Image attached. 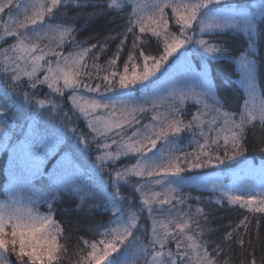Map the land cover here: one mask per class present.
Listing matches in <instances>:
<instances>
[{"label": "snow or ice", "instance_id": "6c2138e0", "mask_svg": "<svg viewBox=\"0 0 264 264\" xmlns=\"http://www.w3.org/2000/svg\"><path fill=\"white\" fill-rule=\"evenodd\" d=\"M220 2V0H199L198 3L185 4L183 7L188 10L189 14L185 15L179 12V7L174 5L172 0H159L154 7L153 16L145 18L141 14L142 5L137 0H110L107 5L110 11L124 12L127 7L133 10L128 13V23L125 32L120 34L123 39L118 45L116 53L108 61L109 70L116 65L119 59V53L128 39V34L131 33L132 49L128 54V59L124 63L123 74H118L115 71H110V75H105L101 79L105 82V91H113L114 85L112 80L119 75L118 84L121 89H128L137 83L149 81L151 77L156 76L163 66L164 62L168 61L174 53L184 48L186 43H190V38L187 35V30L192 29L193 23L197 20L199 14L203 13L207 16L212 13V9ZM72 3V0H39L38 3L24 7V20H12L14 15L13 8L19 10L20 5H14L13 0H3L0 2V13H4L8 9L9 22L11 26L5 25V35L16 38L17 43L10 45L4 49V63L0 65L6 74L10 73L9 80L14 82L8 91L5 92L6 98H11L18 102L16 112H11L10 106L5 104L0 99V133H3V140L7 143L9 139L10 129L17 125V121L21 119L22 114L27 110V115H23V122L30 129L29 137H40L47 139V129H41L37 125L36 109H45L48 116H55L62 118V122H70L67 113L60 109L56 100L48 98L50 95H58L60 98L70 100L74 109L78 110L80 116L86 120V125L91 127L93 133H98L107 136V133L112 132L113 129H119L112 137V144L118 145L116 152L108 151L111 147L108 143L96 142V151L103 150L102 155L95 156L94 165L100 168H105L109 163H114L120 160L121 156L129 154H138L140 159L132 167H123L114 171V183L111 191H105L102 186L97 185L94 189L85 190L74 181L61 182L56 178H50L51 182L46 188L37 189L35 187H22L13 184L9 189L8 195L0 200V264H10L9 252L14 253L19 264H54L57 259L56 252L58 251L57 237L62 231V227L54 218V206L60 202L61 193H71L79 197L84 202L87 200L96 199L99 196L104 201L105 208L110 205H117L123 202L117 200L120 194L121 182L127 183V177L130 175L143 176L145 173L148 176H159L160 178L155 181L156 184L165 185L167 191L164 198L161 199L160 193H152V195L145 194L143 199L144 210L151 216L153 213L152 205L159 203L161 206L171 204L173 199L177 200L178 204H183L184 199L179 195V186H183L187 182L185 173L196 169H205L213 163L223 164L226 159H235L237 156L247 151L245 147V129L248 125L258 122L264 126V97L261 98L259 105L255 103L257 99L256 92V78H255V62L247 56L241 58V66L244 69L245 80L247 83L249 99L244 101L243 110L239 112L224 111V103L219 99L211 89L207 82V75L201 77L200 92L196 95L200 97L201 101H206L209 97L212 103H204V110L215 113L213 119L209 121L210 125L218 127H210L209 133L215 132V137L211 138V143L217 145V148L211 151L205 149L209 146V134L203 130V122L201 116L204 114L200 110L192 115L191 120L185 123L179 119L180 112L176 110V119L169 121L165 126L160 127L158 130L153 125L145 126L146 129L151 131L150 135H143L141 140L128 141L119 139L123 133L124 124L131 126L132 121L135 120V114L145 111L142 104L136 101V98L127 95H121L117 100L109 99L106 102H101L96 99H91L84 103L83 96L79 95L80 89L83 88L88 92H101V85L97 83L94 87L88 83L92 79V73L88 70L87 63H84V58L92 49L98 46L93 44L90 48H80L75 54L70 52L64 56L60 52L40 50L39 54L33 55L37 52V46L27 47L24 42L27 40V32H21L20 29H27L30 24L33 31L40 28L45 22V16L49 19L53 18L54 9L64 10ZM211 6V7H210ZM172 7L177 12L175 17V24L179 25V35L169 33L168 21L164 13L165 8ZM31 10L32 15L29 16L28 12ZM264 15V11L261 13ZM155 17V18H154ZM147 19V24H146ZM255 17H244L240 22H237L230 16L223 13L213 14V23L204 24L201 19V24L198 25L199 30L203 32L205 27L209 29H227V28H240L245 31L250 38V49L255 47ZM156 25L157 27H152ZM139 28V33H145L150 30L152 35L160 38L163 37L162 54L157 56L145 55L143 49L139 50V55L143 57V70L137 72L133 70L129 75V64L131 63L135 69V59L138 49V41L140 36L134 31ZM49 32L56 31L59 33V43L62 45L65 42H70L75 45L74 38L66 41L65 37L72 33L74 30L70 27L60 28L59 26L47 25ZM203 50L208 53L212 59H228L230 53L221 46L214 45L209 41L200 39L196 41ZM159 47V45H158ZM23 50L25 55L8 56L9 51L17 52ZM105 48L101 46L99 52L94 54V59L98 58L100 52ZM52 55L59 57L53 66L52 62H48L46 67L47 74L41 79L37 72L44 68L40 61L44 60L45 55ZM254 54V53H253ZM24 66L22 67L21 62ZM30 61V63H29ZM30 69V70H29ZM92 69L98 71L99 66L96 63L92 64ZM26 76L28 81L23 83L28 84V90L21 86V77ZM86 77L87 79H80ZM157 79H159L157 77ZM37 85H46L50 93L45 94V98L36 99ZM69 90H71L69 92ZM68 92V96L65 93ZM47 105V107H45ZM117 105H120L122 112L126 113L124 119H119L116 116ZM153 107L155 103L153 102ZM98 108L108 109L111 108L112 112L109 113L107 121H101V118L95 115V110ZM131 117V119H129ZM43 116L40 117L43 120ZM158 119V117H153ZM103 124V127L98 125ZM135 123H139L135 120ZM66 126V125H65ZM200 127L199 135L204 138V144L197 142L198 151L195 153H181L177 156L175 153V145L179 134L188 129L196 133L194 129ZM70 131L77 140V150L82 153L95 142V137L92 141H88L78 128H71ZM54 135H66L60 130H55ZM140 135L139 131L133 132V136ZM173 138L170 139L169 136ZM221 139L223 145H220ZM163 140L164 143L157 149V141ZM83 145V147H80ZM153 157L146 158V152H152ZM223 150V156L220 151ZM189 156L191 159H189ZM166 161L167 163H165ZM162 173V175H161ZM34 175H40L37 168ZM112 175V173H109ZM191 179H199L201 181H208L211 187L217 192L221 193L220 198L215 202L221 204L224 199L229 203L242 204L244 207L249 208L250 211L264 213V198L258 202L255 195L250 194L248 199L244 195H235L232 190H226L224 185H218L215 180H212L206 175H199ZM83 193V195H81ZM174 195H169V194ZM264 197V194H262ZM44 204L47 206L48 211L41 213L39 206ZM175 207V205H173ZM110 210L116 212L118 215L114 217V221H119L120 216L126 215L121 207H112ZM198 215L204 214L203 209L196 210ZM206 218V214H205ZM174 225V232L168 231V225H162L163 231L158 229L153 224L151 229V239L146 245L140 238V235H133V230L137 229V216L132 213L127 220L120 224L119 228L110 229L103 233L105 237H113L107 240H100L98 243L103 245L102 249L98 248L97 242L89 244L91 251L84 257L83 264H102L103 261L108 264H129V257L131 249L139 248L147 256L151 257L150 264H230L227 260H220L217 257L209 254L208 242L199 240L198 237L188 235L186 229H189L190 223H195L197 228L200 226L198 219H193L187 213L183 218L179 216L171 221ZM132 239L129 240L128 238ZM228 239L232 238V234L228 233ZM170 240L175 242V251L168 248ZM127 241V243H125ZM240 243H243L241 240ZM121 246L124 250L121 251ZM183 248V250H181ZM158 249V250H157ZM216 252L220 251L219 246L215 249ZM113 253H118L117 256H112ZM194 253V256L192 255ZM111 257V259H109ZM247 264V262H245ZM251 264H256V260H252ZM261 264H264V256L261 257Z\"/></svg>", "mask_w": 264, "mask_h": 264}, {"label": "trees", "instance_id": "16d2710c", "mask_svg": "<svg viewBox=\"0 0 264 264\" xmlns=\"http://www.w3.org/2000/svg\"><path fill=\"white\" fill-rule=\"evenodd\" d=\"M109 3L110 0H72V3H70L66 9H57L54 12L53 18L49 19V21H52L53 25H59L62 20L57 22L55 16L62 12L61 14L64 15L66 22L62 23L61 27H70L74 30L70 34L76 43L75 45L70 44L65 46L66 54L70 52L75 54L80 48H90L93 44L98 46L88 53V56L84 58L83 62L87 63L88 70L92 73L93 78L88 80L91 83L90 85L95 86L99 83L103 90L105 87V82L101 79L103 76L110 75V71L123 74L124 63L127 61L128 54L132 49L133 39L132 34L129 33L128 39L125 41V45L119 53V59L116 61L115 67L109 70L108 61L113 57V54L116 53L117 47L123 39L120 34L125 32L129 18L128 13L133 10L131 7H127L122 13L119 11H110L107 7ZM167 12L169 20L168 31L169 33L176 34L179 25L175 24V16L172 15L171 11L168 10ZM254 29L255 47L252 49L249 47V35L240 28L213 31L207 35L210 43L221 46L230 53V58L228 59H213L209 62L211 82L214 87L215 95L224 103V111L235 113L243 109L246 97L240 86L241 73L236 60L244 54H247L255 62L256 83L261 97H264V15L260 18L255 17ZM134 31L140 36L135 66L143 65V57L139 55L140 49H143L145 55L158 57L162 54V36L157 38L149 31L141 34L139 33L138 27ZM11 43L12 41L8 38L4 39L3 42L0 43V52L4 47H9ZM101 46H103L105 50L99 53L98 58L94 59V54L99 52ZM93 63L99 66L98 71L92 69ZM132 67L130 63L129 70L132 69ZM85 79L87 78L85 77ZM118 79L119 75L112 80L115 86L114 93L108 96L105 95V97L127 94L126 92L129 91V89H119ZM23 82L24 81L21 82V86L25 90H28V85ZM38 87L43 91L40 92V94L45 97V94L48 93V88L46 89V86H43L45 89H43L42 86H37V88ZM135 92L139 93L140 89L136 88ZM3 94H5V87L3 88L0 86V97L2 99ZM50 96L48 98L55 99ZM63 100L64 99H60L61 102ZM175 110H177L176 107ZM178 110L180 112L179 119L187 123L191 120L192 115L197 112L198 106L195 103L187 102L184 104L183 108L181 107ZM62 111L68 115L71 113L69 107H65ZM71 121H73L76 126L78 125L84 132H91V130L86 127V121L81 118L79 114L78 116L73 115ZM165 125L166 123L163 122V126ZM132 126L133 125L129 126L128 124V127L124 128L126 131L123 132H129ZM194 132L196 133L195 135L188 129H184V131L179 134L182 149L180 151L178 148V150H176L178 153H195L198 151L197 142H199V144H204V138L199 135L200 128H195ZM88 133L85 134L92 139L94 134L90 136ZM62 137L68 141H71L70 139H72V141L73 139L75 140V137L67 134ZM245 141L247 151L237 156L235 159H226L224 164L213 163V165L205 169L188 171L185 173V176L188 177L189 175L205 172H221L225 174L228 167H237L247 159H252L258 163L262 162L264 166V126H261L258 122L248 125L245 129ZM96 142L100 143V141H95V143L93 142L90 146V152H95V156L103 152V150L100 152L96 151ZM77 143L78 142H75L74 145L77 146ZM209 146L205 149L206 151L217 148V145L211 143V137L209 139ZM80 147H82V145ZM221 152L223 153V150H221ZM80 153L81 155H76L74 157L76 158V162L83 168L82 174L76 177V184L81 185L85 190L90 188L94 189L99 185L102 186L105 191H111L112 178L107 176L109 178L108 180L105 174L99 172L96 168L94 170L86 160L83 159L81 161L80 158L85 157L81 151ZM57 155L59 157H64L65 153L60 149ZM57 155L53 160L57 159ZM87 157L93 158L92 156ZM1 158L0 194L3 195V188L7 181L5 173L7 161L5 162V157ZM122 158L135 157L129 156ZM189 159H191L190 156ZM72 162L74 161L72 160ZM54 168L46 175L49 171L47 169L45 174L35 180L34 184H37L39 189L46 188L51 182L50 178H56L60 181L62 178L60 171L56 172L57 169ZM89 170H93L95 176L94 174H90ZM83 174H85L83 178L84 181H82L81 178ZM104 178H106L105 181H103ZM67 180L68 178L63 177L61 182ZM151 186L153 185L145 183L143 185L144 192L146 187L150 188L152 191ZM131 189H133V191ZM81 195H83V193H81ZM119 195L123 197V202L114 206L110 205L109 208L106 209L104 201L99 196H97L96 199H86L82 202L79 197L74 194L61 193V200L53 209L54 218L62 227V231L58 237L59 240L57 241V259L54 261V264H83L84 257L91 251L89 247L90 243H98L100 240L113 238L103 235L106 231L115 229L116 226L114 217L118 214L110 209L112 207H121L124 210L126 206L124 201L128 198H132L131 202L136 205L135 209L137 210L135 214L137 216V229L144 230V233L141 231L143 235H141L140 238L146 245L149 242L147 236L151 233L153 224L158 225V229L163 231L162 225L171 227L173 225L171 221L178 216L183 218L184 214L187 213L193 219H198L200 221V226L197 228L195 223H190L189 229L185 230L186 233L198 237L199 240L207 241L209 254L220 260H227L230 264H245V262L251 264L253 259L256 260V264H261V257L264 256V213L250 211L249 208L242 205L229 203L227 199H224L222 203L218 205L215 201L220 198V193L209 189H199L190 185L179 188V195L184 199V203L178 204L177 200L173 199L171 207L169 208L167 205V207L162 210V212H165L164 215L153 212L150 216L146 210H142V206H139V197L141 195L139 196V192H137L136 188L121 186ZM117 200L119 201L121 199L117 198ZM173 205H175V207H173ZM198 208L203 209L204 214L198 215L196 212ZM228 233L232 234L231 239L227 238ZM241 240L243 243H240ZM85 241H88L89 244H85ZM169 244L172 243L169 242ZM98 246L103 245L98 243ZM217 246L220 248L219 252L215 251ZM122 250H124V246H122L121 251ZM133 250H135V252L138 250V253H133ZM8 254L10 256V263L13 264L12 261H17L14 253L9 252ZM130 255H134L137 258V264L144 263L141 256H145L146 253L141 252L139 248L131 249ZM192 255L194 256V253Z\"/></svg>", "mask_w": 264, "mask_h": 264}, {"label": "rangeland", "instance_id": "374dc122", "mask_svg": "<svg viewBox=\"0 0 264 264\" xmlns=\"http://www.w3.org/2000/svg\"><path fill=\"white\" fill-rule=\"evenodd\" d=\"M0 2H3V0H0ZM38 2L39 0H13L14 5H20L21 7L19 8V10L13 8L14 15H12V20L13 21L24 20L25 15H24L23 6L25 4L32 5ZM137 2L140 5H142L141 14L145 18H147L148 16H153V12H154L153 6L156 3H158L159 0H137ZM172 2L174 3V5L180 6L179 7L180 13L187 15L189 14V12L187 9L183 7V5L198 3L199 0H172ZM56 10L57 9H54V12ZM168 10H170L172 15H174L175 17L177 15V12L172 7L164 9V13L167 18L168 27H169L168 12H167ZM262 11H264V0H220V2L212 9L211 14L207 16H204L203 13L199 14L197 20L192 25V29L187 30V35L190 38L191 42L186 43L184 48L180 49L177 53H174L172 57H169L168 61L164 62L160 71L156 73V76L151 77L149 81H145L143 83H137L136 85L130 86L128 88L129 91L126 92L127 93L126 95L136 98V101L139 104L143 105L145 111L138 112L135 114V120H138L139 123H135V120L132 121L131 125L133 126L131 127V130H129V132L126 133L123 132L122 136L119 139H122L124 141H128L129 138H131L132 141L141 140L143 135L151 134V131L149 129H146L145 126L153 125L158 130L160 127L163 126V122L167 124L169 121L176 119L175 107L176 109H179L181 107L183 108L184 104H186L187 102L195 103L198 106V110L204 113L201 116V120L203 122L202 124L203 130L205 131V133L209 134V137L214 138L215 132L209 133V128L218 127L219 122L217 121L216 125H210L209 121L213 119L215 113L211 111H205L203 106L204 103L211 104L212 99L211 97H209L206 101L202 102L200 97L196 95L197 93L200 92L201 77H203L205 74L207 75L208 84L211 86V89L215 93L211 82L210 70H209V62L210 60L213 59L208 53H206L203 50V48L198 43H196V41L200 39L208 41L207 35H209L213 31L216 32L221 29H209L205 27V30L201 32L199 30L198 25L201 24V19H203L205 25L209 23H213V14L223 13L226 16L232 17L237 22H240L246 16L247 17L254 16L260 18L262 16L261 14ZM61 13L62 12H60L57 16H55V20L57 22L59 20H62V22H60L59 25H57L60 28H62L61 27L62 23L66 22V19H64V15ZM10 15L11 14L9 13L8 9H5L4 13H0V43L3 42L4 39L8 38L10 41H12V43L10 44L12 45L17 43L16 38L6 36L4 31L5 25L11 26L9 22ZM28 15L29 16L32 15L31 10L28 12ZM28 24L29 26L27 29H20V31L27 32L28 34L29 38L25 40L24 42L25 46L27 47L37 46V52L33 53V55L39 54L40 50L60 52L64 56L68 55L66 54L65 46L70 45L72 43L65 42L64 44L61 45L59 43V33L56 31H52V32L48 31L47 25L48 24L53 25V23L51 20L49 21V17L47 15L45 16L44 24L36 31H33L34 26H32L30 22H28ZM146 24H147V19H146ZM152 27H157V26L153 25ZM146 31L151 32L150 30H146ZM176 34L179 35V32L177 31ZM71 39H73L71 34L65 37L66 41H70ZM5 48H8V46L4 47L3 50L0 52V65H3L5 60L3 54ZM13 55L20 56V55H25V53L23 52L22 49L17 52H13V51L8 52V56H13ZM245 56L250 58L247 54H244L243 56L238 58L236 62L239 71L241 73L240 86L244 91L246 97L245 100H247L249 99L247 83L245 80L244 69L242 68L240 62L241 58ZM57 59H59V57H53L50 54L45 55L44 60L40 61L41 65H44V68L38 71L37 75L42 79L43 76L47 74L46 67L48 62H52L54 66L55 61ZM21 64L23 67L24 66L23 61L21 62ZM133 70L140 72L143 70V65L135 66V69L132 67V69L129 70L130 75L133 72ZM9 75L10 73L6 74L3 70V67H0V86H2L3 88L5 87V92L8 91V89L11 87V84L14 83L9 80L8 78ZM157 77L159 79H157ZM80 79H85V77H80ZM22 81H28V78L22 75L21 82ZM88 83L91 84L90 81H88ZM25 84L28 85L27 83ZM37 86H42V88L45 89L43 86L46 85H37ZM136 88H141L139 94L135 92ZM119 89L121 88L119 87ZM36 91H37L36 99L45 98L40 94V92H43L42 89H40V87H38ZM47 91L48 93H50L51 90L48 89ZM70 91L71 90H69V92ZM114 91L115 90L105 91L101 88V92L97 93V92H88L87 90L81 88L79 95L83 96V100L80 102L84 103L91 99H96L101 102H106L109 99L117 100L121 97L122 94H119L118 96L115 97H105V95L108 96L114 93ZM256 92H257V99L255 103L258 106L262 97L259 93L257 83H256ZM68 94L69 93L66 92L65 96H68ZM50 97L55 98L54 100L57 101V103L60 106V109L64 110L65 107H69L71 113L68 115L70 122H62V118H57L55 114H53V116H48L45 113V109H36L37 125L40 126L41 129H47V136H48L47 139H42L40 137H31V138L29 137L30 129L23 122V115L28 114L27 110H25V113L22 114L21 119L17 121L18 126H14L10 129H7L9 132V139L7 143H5L3 140V133H0V161L2 159L1 157H5L6 158L5 162L7 161L6 171H5L7 176V181L5 182V187L3 188L4 194L3 195L0 194V200H3L8 195L9 189L13 186V184L25 188L35 187L39 189L37 187V184L35 185L34 182L38 177L45 174L47 169L49 171L46 173V175H48L50 170L55 167L54 169H57L56 172L60 171V175L62 177L60 181L64 177V178H68L67 181H74L75 183H76V177H78L83 172L82 166H80V164L76 162V158H74L76 155H81L80 151H78L76 148L77 146L74 145V143L77 142L76 138L75 140L73 139V141L72 139H70L71 141H68L62 137L63 135H54L53 132L55 130H60L61 132L66 133L67 135L75 137L70 131V129L78 128L79 131L84 134V137L88 141H92L93 138L91 139L89 136H87L86 134L88 132H84L78 125L76 126L73 123V121H71L72 116L73 115L78 116L79 113L78 110L73 108L70 100L60 98L58 95H51ZM0 99L2 98L0 97ZM60 99H64V100L61 102ZM2 100L4 101L5 104L10 106L11 112L14 113L17 111V107H18L17 101L11 99L10 97L6 98L5 94H3ZM153 102L155 103V107H153ZM45 107H47V105ZM110 112H112L111 108L108 109L98 108L95 110V115L101 118V121L103 122L109 119ZM125 115L126 113L121 111L120 105H117L116 108L117 118L124 119ZM41 116L44 117L43 120L40 119ZM153 117H158V119H153ZM81 118L83 117L81 116ZM129 119H131V117H129ZM86 127H88L91 130V127L87 125ZM98 127L102 128L103 124L101 123L100 125H98ZM125 127H128L127 123L124 124L123 131H126L124 129ZM117 131L120 130L113 129L112 132L107 133V136L98 133H93L92 130L88 134L90 136L94 134L93 137H95V141H100L101 145L103 143H108L109 145H111L108 151L116 152L118 150V145L112 144L111 141H112V137L115 135ZM136 131H139L140 135L134 137L133 132ZM169 138L172 139L173 137L170 135ZM176 139H177V143L175 145V153L177 156H179L178 154L181 153H178L176 150H178L179 148L181 151L182 146L180 144L179 137ZM163 143H164L163 140L157 141V149H159ZM220 145H223L222 139L220 141ZM60 149L65 153L64 157H59L57 155V152ZM154 152H156V149H153L152 152H146L145 157L146 158L153 157ZM102 154L103 152L100 155ZM220 154L223 156V153L221 151ZM56 155H57V159L53 160V158ZM83 156L85 158H80L81 161L83 159L86 160L94 168V170L96 168L99 172L105 174L106 175L105 177L108 180H109L108 177L112 178L111 187L115 179L114 178L115 170L122 169L125 166L130 168L134 166L137 163V161L140 159L138 154H129L127 156H121L120 160L115 161L114 163L107 164L105 170V168H100L98 165H94L93 162L95 159V152H90V147L86 150V152L83 153ZM87 156L89 157L92 156L93 158H88ZM129 156L130 157L134 156L135 158H122ZM72 160L74 162H72ZM164 162L167 163L166 161ZM37 168L39 169L40 175H34ZM89 173L94 174L95 176V172H93V170H89ZM109 173H112V175H109ZM226 173L223 174L221 172H207V173L205 172V173H199V175H206L210 177L212 180H215L218 185L221 184L224 185L226 190H232L233 194L244 195L245 199H248L250 194L255 195L257 202L261 198H264L262 197V194H264V167L262 162L258 163L252 159H247L237 167L234 168L228 167ZM84 176L85 174L81 176L82 181H84L83 179ZM195 176H197V174L189 175L187 177L189 179H187V182L183 186L190 185V186H195L199 189H206V190L209 189L216 191L211 187V183L208 181L191 179L192 177ZM106 178H104L103 181H105ZM159 178L160 177L156 175L148 176L146 173L145 175L139 177L130 175L127 177V183L121 182L120 188L121 186H129L130 188H136L137 192H139V196L141 195L139 197V203H140L139 206L141 205L142 210H144L143 199L145 198V194L150 196L152 195V193H160L161 194L160 198L161 199L164 198V194L167 191V188L165 185H160L155 183V181ZM145 183L149 185H153L151 186L152 191L150 190V188L146 187L144 192L143 185ZM183 186H179V188ZM131 190L133 191V189ZM169 195H174V194L170 193ZM117 198L121 199L123 197L119 195ZM131 200L132 198H128L127 200L124 201L126 206L123 211L126 215L120 216L119 221H116L115 229L119 228L120 224L123 223L125 220H127L128 217H130V215L132 213H135V211L137 210L135 209L136 205L133 204ZM167 205L169 206V208L171 207V204H165L161 206L158 202L154 203L152 205L153 212L158 213L160 215H164L165 212H162V210L165 209ZM39 211L41 213H46L48 211V208L46 205L41 204L39 206ZM155 226L158 228V225ZM138 230L140 232L133 230L134 236L143 235L144 230L141 229ZM168 231L174 232L175 231L174 225L168 227ZM58 237H57V241L59 240ZM147 238L148 241L151 239V233L148 234ZM128 239L131 240L132 238L129 237ZM170 242L172 244H168V248L171 249L172 251H175V242L172 240H170ZM102 247L103 246H98V248L100 249H102ZM181 250H183V248ZM133 253H138V250L136 252L135 250H133ZM117 255L118 253L112 254V256H117ZM141 258L144 262L143 264H150V260H151L150 256L142 255ZM109 259H111V257H109ZM12 262L13 264H19V261H12ZM102 264H108L107 260L103 261ZM129 264H137V258L134 255L132 256L130 255Z\"/></svg>", "mask_w": 264, "mask_h": 264}]
</instances>
